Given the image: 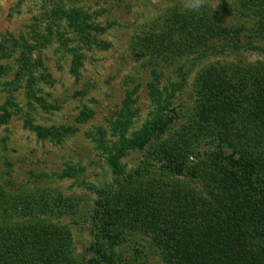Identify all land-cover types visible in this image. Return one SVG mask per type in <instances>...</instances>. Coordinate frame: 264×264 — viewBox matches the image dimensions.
Instances as JSON below:
<instances>
[{
    "label": "rangeland",
    "instance_id": "obj_1",
    "mask_svg": "<svg viewBox=\"0 0 264 264\" xmlns=\"http://www.w3.org/2000/svg\"><path fill=\"white\" fill-rule=\"evenodd\" d=\"M14 237L50 264H264V0H0L1 258Z\"/></svg>",
    "mask_w": 264,
    "mask_h": 264
},
{
    "label": "trees",
    "instance_id": "obj_2",
    "mask_svg": "<svg viewBox=\"0 0 264 264\" xmlns=\"http://www.w3.org/2000/svg\"><path fill=\"white\" fill-rule=\"evenodd\" d=\"M76 13H79L78 17H77L76 14H71L69 12L67 14V16H66L67 20L68 19L72 20L71 22L74 23V24L79 22L77 25H80V22L83 23V21L87 20V16H86L85 13L79 12V11L76 12ZM84 30L85 29L82 28V31H84ZM11 43H12V47L11 48H13V49H15V48L22 49V52H27L32 47L31 45H26V42L22 43V41H19V40H13V42H11ZM6 50H8L7 47H6ZM231 162L237 164V166L243 167L246 170L249 169L251 171V173H253L257 169L255 167V165L249 163L243 157L238 158V159H236L234 161L231 160ZM14 233H17V232L14 231ZM13 236H15V234H13ZM17 236H18V234L16 235V238H17ZM21 236H22V238H24L23 243L25 244V242L30 240V238H31L30 230L29 231L26 230L25 232H23V234ZM16 238L14 237V240L9 242L10 243L9 249L5 248L6 250L4 251V247L2 246V253H4V258H1V254H0V264H50L51 263V260L45 259V254L44 253H40L37 256H34L33 254H31V252L23 251L22 250L23 247H21L19 245H18L19 248H18L17 245H16V247L12 248L13 244L15 243V239ZM37 244L39 245L40 241H38ZM31 245H32V243H31ZM12 249H15V252L12 251Z\"/></svg>",
    "mask_w": 264,
    "mask_h": 264
},
{
    "label": "clouds",
    "instance_id": "obj_3",
    "mask_svg": "<svg viewBox=\"0 0 264 264\" xmlns=\"http://www.w3.org/2000/svg\"><path fill=\"white\" fill-rule=\"evenodd\" d=\"M198 6H199L198 4H194V5H192V7H194V8H195V7H198Z\"/></svg>",
    "mask_w": 264,
    "mask_h": 264
}]
</instances>
